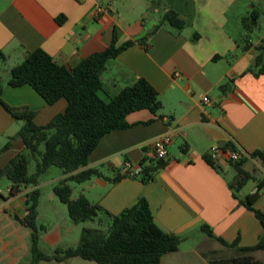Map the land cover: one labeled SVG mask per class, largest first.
<instances>
[{
  "label": "crops",
  "instance_id": "obj_1",
  "mask_svg": "<svg viewBox=\"0 0 264 264\" xmlns=\"http://www.w3.org/2000/svg\"><path fill=\"white\" fill-rule=\"evenodd\" d=\"M169 10L185 21L182 29L160 24ZM252 21L260 28L264 0H0L4 55L0 60H15L11 68L36 49L74 68L107 47L114 34L120 44L151 33L147 49L135 44L107 62L100 96L107 100L143 78L157 91L161 110L128 114L130 127L105 134L89 155L86 168L96 169L100 176L70 186L73 199L82 195L113 215L146 199L155 224L182 238L178 250L162 255L159 264H226L243 259L264 263L263 252L240 250L264 236L254 212L241 203L249 196L252 208L264 211V159L250 158L252 153L264 156V73L257 74L264 63V26L255 39L244 25ZM8 74L7 79L0 78L1 98L12 107L32 111L35 125H45L65 111L64 98L47 104L28 84L10 86ZM203 97L209 103H203ZM22 124L0 106V170L25 151L18 135ZM163 135H171L172 144L166 165L154 179L143 183L124 176L126 162L136 168L143 158H153L150 143ZM212 146H232L246 155L242 169L250 179L241 188L230 186L234 171L225 155L210 157ZM34 163L31 160L29 173ZM52 168L37 186L29 185L15 197H8L10 182L0 181V264L30 262L31 230L15 217L26 215V195L33 189L40 192L36 224L39 247L46 254L76 247L83 229L105 230L104 221H70L66 206L53 192L63 175ZM117 176L122 178L112 182ZM202 226L235 246L208 237Z\"/></svg>",
  "mask_w": 264,
  "mask_h": 264
},
{
  "label": "trees",
  "instance_id": "obj_2",
  "mask_svg": "<svg viewBox=\"0 0 264 264\" xmlns=\"http://www.w3.org/2000/svg\"><path fill=\"white\" fill-rule=\"evenodd\" d=\"M62 19V17L58 18L57 22L61 23ZM164 23L177 29L185 26V21L170 10L160 19V24ZM244 25L250 28L245 22ZM150 35L151 33L119 44L114 34L107 47L83 58L74 68L55 62L42 49L26 52L22 62L11 68L8 84L13 87L30 85L47 104H53L61 98L67 101L65 111L55 115L42 126L33 123L34 113L28 108H16L5 103L1 98L0 84V106L14 119L23 122L18 135L22 138L25 148L24 152L18 153L0 170V180L6 178L10 182L8 197L19 195L22 189L29 185L37 186L40 177L50 168L55 167L61 171L63 179L54 185L53 192L66 206L70 221L73 224L93 220H97L100 224L102 221L106 223L102 232L83 229L76 247L56 249L53 254H46L39 247L40 228L36 224L40 192L33 189L26 195L28 204L26 215L22 218L15 217L20 224L31 230L29 264L52 260L61 262L73 257L93 261L96 264H159L162 255L178 250L182 238L162 231L155 224L148 202L144 198H140L132 207L113 215L99 205L91 204L82 195L76 199L71 197L70 183L81 184L92 176H100L96 169L86 167L89 155L105 134L130 127L126 116L134 111L147 109L156 114L162 108L157 91L143 78L124 87L117 95L107 100L100 96L103 89L101 74L107 62L135 44L147 49V39ZM3 58L4 55L0 52V59ZM258 62H261L260 57ZM263 73L264 63L257 71V74ZM220 88L225 92L227 86L223 85ZM158 117L164 118L163 115ZM7 147L8 145L4 148ZM250 158L264 159V156L260 153H252ZM204 159L211 166L218 168L209 156H205ZM246 159L247 157H241L236 162L228 161V165L234 171L231 187L241 188L250 179L249 173L242 169ZM31 160L35 162L34 171L29 173ZM165 165V161L145 157L139 164L140 171L137 175L130 176L125 173L124 176L147 183L152 181L155 174ZM121 178L122 176H117L112 182ZM251 201L252 198L247 196L241 203L254 212L264 230V211L253 209ZM201 230L224 246H235L215 238L207 226H202ZM240 250L264 253V236L256 245ZM226 264L264 263L243 259Z\"/></svg>",
  "mask_w": 264,
  "mask_h": 264
},
{
  "label": "built area",
  "instance_id": "obj_3",
  "mask_svg": "<svg viewBox=\"0 0 264 264\" xmlns=\"http://www.w3.org/2000/svg\"><path fill=\"white\" fill-rule=\"evenodd\" d=\"M175 76H179V73H175ZM203 103H209L208 97L202 98ZM172 144V137L171 135H163L161 137H158L154 139L150 143V149L151 153L154 159L158 161H165L168 156V148ZM223 154L225 155L226 159L228 161H239L241 157H246V155L235 149H222L218 146H212L210 148L209 155L211 158H217L218 155ZM140 171V166L133 167L129 162H126L124 165V172L127 173L130 176L137 175Z\"/></svg>",
  "mask_w": 264,
  "mask_h": 264
},
{
  "label": "rangeland",
  "instance_id": "obj_4",
  "mask_svg": "<svg viewBox=\"0 0 264 264\" xmlns=\"http://www.w3.org/2000/svg\"><path fill=\"white\" fill-rule=\"evenodd\" d=\"M264 26V21H260V28L259 27H256L253 23V21L251 22L250 24V29H252L253 31V38L257 39V38H260L261 36V33L263 31H261V29L263 28ZM15 60H0V78L2 79H7L9 74L8 72H10V68H11V64L14 63ZM17 62V61H16ZM59 170L55 167L52 168V170ZM48 178L50 177V175L52 174H48ZM0 181H6V178L4 179H1ZM88 222V221H87ZM91 223V222H89ZM72 260H70L69 262H66L64 264H96L95 262L93 261H88V260H83L81 258H77L76 260H73V262H71ZM41 264H48V262H42ZM52 264H59V263H56V262H52Z\"/></svg>",
  "mask_w": 264,
  "mask_h": 264
}]
</instances>
